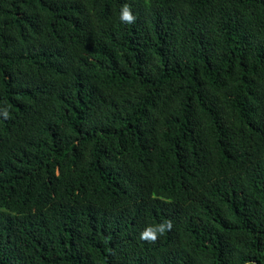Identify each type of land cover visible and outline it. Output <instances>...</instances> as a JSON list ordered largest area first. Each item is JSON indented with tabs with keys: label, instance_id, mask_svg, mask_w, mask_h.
Returning <instances> with one entry per match:
<instances>
[{
	"label": "trees",
	"instance_id": "16d2710c",
	"mask_svg": "<svg viewBox=\"0 0 264 264\" xmlns=\"http://www.w3.org/2000/svg\"><path fill=\"white\" fill-rule=\"evenodd\" d=\"M5 108L0 264H264V0H0Z\"/></svg>",
	"mask_w": 264,
	"mask_h": 264
},
{
	"label": "clouds",
	"instance_id": "9594fccd",
	"mask_svg": "<svg viewBox=\"0 0 264 264\" xmlns=\"http://www.w3.org/2000/svg\"><path fill=\"white\" fill-rule=\"evenodd\" d=\"M119 20L124 23L131 24L135 20V16L133 15L132 9L128 4H124L121 6L119 10ZM2 114L5 118L9 115L7 109H3ZM171 228V223L165 221L155 227L146 228L143 232L140 233L141 239H150L155 240L157 234L162 235L167 229Z\"/></svg>",
	"mask_w": 264,
	"mask_h": 264
}]
</instances>
